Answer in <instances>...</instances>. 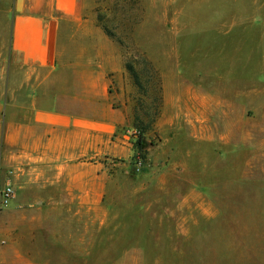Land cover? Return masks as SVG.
I'll return each instance as SVG.
<instances>
[{"label":"rangeland","instance_id":"obj_1","mask_svg":"<svg viewBox=\"0 0 264 264\" xmlns=\"http://www.w3.org/2000/svg\"><path fill=\"white\" fill-rule=\"evenodd\" d=\"M14 3L0 0L2 69L1 20ZM81 5L114 36L105 34L123 78L108 75L109 103L117 108L123 95L129 118L104 154L84 159L92 166L87 200L62 184L27 194L11 185L0 264H264V21L260 41L238 33L244 20L264 19V0ZM230 17L235 24L211 25ZM238 42L251 53L259 45L261 55L232 56ZM144 61L160 78L162 102L138 149L134 110L141 102L146 113L153 95L138 92L124 64L134 62L144 83Z\"/></svg>","mask_w":264,"mask_h":264},{"label":"crops","instance_id":"obj_2","mask_svg":"<svg viewBox=\"0 0 264 264\" xmlns=\"http://www.w3.org/2000/svg\"><path fill=\"white\" fill-rule=\"evenodd\" d=\"M82 10L81 0H15L11 21L1 20L8 53L0 65V185L19 194L62 184L67 195L77 190L87 200L92 166L84 159L104 154L108 136L129 118L123 95L113 108L107 92L108 75L123 78L120 55ZM225 21L236 23L230 17L211 25ZM262 21L238 23L245 42L259 36ZM237 45L232 56L261 55L259 45L252 53ZM3 211L0 228H8Z\"/></svg>","mask_w":264,"mask_h":264},{"label":"trees","instance_id":"obj_3","mask_svg":"<svg viewBox=\"0 0 264 264\" xmlns=\"http://www.w3.org/2000/svg\"><path fill=\"white\" fill-rule=\"evenodd\" d=\"M97 22L99 23L100 27L104 31V33L110 37L113 38L114 36L107 30V28L101 24L102 20L101 18H97ZM118 43L121 45V42L118 41ZM134 62H125L124 69L129 74L133 86L138 90V92L145 96L148 94L149 91L152 93V101L150 104L149 109H147L146 113H143L141 110V102H138V106L134 110V122H133V128L134 131H136L135 137H136V148L139 149L141 146L143 140H144V134L151 128L152 124L155 122L156 118L158 117L160 108H161V102H162V88H161V82L158 74L156 71L153 70V68L148 64V62L144 61L142 62L143 65L146 67L144 68L145 76L147 79L144 83L140 80L139 73L134 68ZM146 97V96H145Z\"/></svg>","mask_w":264,"mask_h":264},{"label":"built area","instance_id":"obj_4","mask_svg":"<svg viewBox=\"0 0 264 264\" xmlns=\"http://www.w3.org/2000/svg\"><path fill=\"white\" fill-rule=\"evenodd\" d=\"M14 198V190L10 183L0 185V211L9 207Z\"/></svg>","mask_w":264,"mask_h":264}]
</instances>
